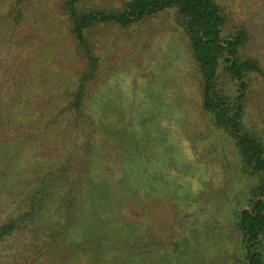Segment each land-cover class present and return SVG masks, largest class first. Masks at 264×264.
<instances>
[{"label": "rangeland", "instance_id": "374dc122", "mask_svg": "<svg viewBox=\"0 0 264 264\" xmlns=\"http://www.w3.org/2000/svg\"><path fill=\"white\" fill-rule=\"evenodd\" d=\"M64 1L26 0L16 9L14 0H0V218L25 207L48 170L73 160L75 174L64 188L81 187L76 175L92 170L96 180L110 174L132 181L140 195L155 201L148 215L137 199L126 211L138 223L146 215L160 230L162 264L230 263L240 239L238 216L249 207L254 181L241 173L234 138L203 107L201 75L174 10L129 28L90 27L100 64L77 119L68 103L86 61ZM217 1L229 30L239 24L249 30L244 56L264 68V6ZM222 79L227 92L235 93L236 80ZM249 86L246 120L264 139V76L255 74ZM35 230L32 225L19 237H34ZM43 230L34 237L37 246ZM176 241L183 243L179 251L173 249ZM22 242L0 241V264H16ZM68 250L55 244L48 261L70 264Z\"/></svg>", "mask_w": 264, "mask_h": 264}, {"label": "trees", "instance_id": "16d2710c", "mask_svg": "<svg viewBox=\"0 0 264 264\" xmlns=\"http://www.w3.org/2000/svg\"><path fill=\"white\" fill-rule=\"evenodd\" d=\"M14 1L16 9H21L26 0ZM255 2L264 6V0ZM64 7L86 61L68 103L77 119L87 106V86L96 78L100 64L87 34L90 27L116 23L129 28L134 22L174 10L175 22L189 40L201 75L203 107L214 124L234 138L241 173L254 181L249 189V207L238 216L240 239L228 264H264V139L246 120L249 81L255 74L264 76V68L258 60L244 56L249 40L246 26L239 24L229 30L227 15L217 0H121L119 6H104L95 0H65ZM222 74L236 80L235 93L227 92ZM72 162L48 170L31 190L25 207L20 205L18 212L13 209L10 216L0 218V241H23L22 249L14 253L16 264H51L48 257L54 254L55 244L67 245L73 255L70 264H162V234L146 220L148 208L155 201L140 195L132 181L116 180L110 174L96 180L92 170L76 175L81 187L76 183L66 189L63 183L75 174ZM142 181L140 187L146 191L147 181ZM135 191L138 196H132ZM134 199L147 208L141 223L130 219L126 211ZM32 225L38 226V233L41 227L45 229L39 235L44 239L39 246L34 238L38 233L19 237ZM182 244L174 242V251H179Z\"/></svg>", "mask_w": 264, "mask_h": 264}, {"label": "water", "instance_id": "95a60500", "mask_svg": "<svg viewBox=\"0 0 264 264\" xmlns=\"http://www.w3.org/2000/svg\"><path fill=\"white\" fill-rule=\"evenodd\" d=\"M245 210V208L241 211V215L243 214V211Z\"/></svg>", "mask_w": 264, "mask_h": 264}]
</instances>
